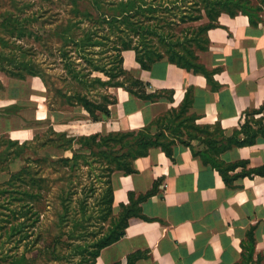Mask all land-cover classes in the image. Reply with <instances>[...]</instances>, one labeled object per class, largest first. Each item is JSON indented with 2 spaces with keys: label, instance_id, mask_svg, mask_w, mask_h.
I'll use <instances>...</instances> for the list:
<instances>
[{
  "label": "crops",
  "instance_id": "1",
  "mask_svg": "<svg viewBox=\"0 0 264 264\" xmlns=\"http://www.w3.org/2000/svg\"><path fill=\"white\" fill-rule=\"evenodd\" d=\"M259 17L253 26L244 15L222 14L219 26L207 31L208 49L198 53V62L208 72V79L166 60L141 70L133 51L122 52L123 69L144 84L143 94L152 99H139L122 88H108L107 93L116 100L108 107L109 116L93 122L84 119L87 113L82 109L75 126L77 135L136 134L149 127L151 135L161 132L167 138L175 136L172 131L177 130L186 141L192 130L178 129L182 118L176 119L172 112L181 109L187 94L190 104L183 120L194 119L195 126L210 131L218 126L225 140L242 141L261 131L264 11ZM39 88L33 87L26 94L18 87L13 94L16 98L0 91V109L23 106L0 114V137L9 136L19 143L34 138L30 129L35 125L28 122L37 116L34 111L30 115L24 105L37 103L45 115L37 119H48L52 129L60 124L59 111L46 108L44 97L40 102L34 100L42 93ZM256 135L253 144L232 145L219 155L225 166L235 167L226 174L228 184L218 171L192 154L191 148L206 150L197 139H188L190 147L175 139L172 159L161 148H150L145 157L133 161L132 174L113 173L114 213L128 207L139 211L140 217L128 219L123 237L103 248L95 264H241L249 254L248 235L253 240V262L257 255L264 260V137Z\"/></svg>",
  "mask_w": 264,
  "mask_h": 264
},
{
  "label": "trees",
  "instance_id": "2",
  "mask_svg": "<svg viewBox=\"0 0 264 264\" xmlns=\"http://www.w3.org/2000/svg\"><path fill=\"white\" fill-rule=\"evenodd\" d=\"M68 1L72 7V15L66 21V26L57 33L61 42L57 51L63 64L64 74L81 90H74L70 96H66V91L58 90V103L71 108H82L87 113L88 119L93 122L108 117V107L116 103L115 98L107 93L108 88H122L139 99H152L143 94L144 84L132 72L123 69L122 52L133 51L135 61L141 70H148L155 62L166 60L180 69L202 74L208 79V72L198 62V53L208 49L207 31L219 26L218 18L222 14L229 17L244 15L249 19L250 24L255 26L260 21L259 14L264 11V0H259L256 4L252 0ZM79 1L86 5L83 10L79 7ZM28 22L30 21L25 16L17 13L4 15L0 27L10 38H0V44L4 49L26 38L36 40L35 32L30 31L26 26ZM17 49L22 50L20 46ZM4 53H0V58L8 56L10 60L12 59V56L8 55L12 51ZM77 59L82 60L83 63H77ZM17 64L20 73L17 74L18 80H24L26 77L24 74L45 79L44 74L33 69L30 61L20 57ZM0 70L10 74L1 65ZM94 74H100L106 80L93 77ZM94 87L97 95L90 97L89 92ZM103 90L106 92H102ZM46 98H49L48 88H46ZM189 104L190 98L187 94L181 109L177 113L172 112L176 119L182 118V121L176 125L178 129L183 127L192 130L187 134L186 141L181 138L177 130L172 131V135L175 136L167 138L161 132L151 135L149 127L142 128L136 134L117 132L79 137L56 133L51 126L48 128L45 136L53 135L55 138L46 139L41 147L62 152L70 151L72 156L54 161L48 157L35 160L39 167L47 163L51 168V174H58L67 182V188L60 189L62 193L60 201L64 215L68 213L71 215L69 217L71 230L67 234L59 232L51 237L43 249V257H46L47 261L95 264L103 248L123 237L128 219L140 216L139 211L128 207H121L117 214L114 213L111 176L115 172L132 174L133 161L145 157L150 148L159 147L169 159H172L171 147L175 139L189 147L188 139H197L206 150L196 152L191 148L192 154L200 157L205 165H210L218 171L228 184L226 174L235 167L225 166L219 161V155L230 149L232 145L241 147L253 144L258 136L257 133L264 137V129L257 133L252 132L249 138L242 141L225 140L220 136L218 126L210 131L208 128L195 126L194 119L183 120ZM48 108L51 111H58L55 108ZM245 125L242 126L243 130ZM37 138L38 136L35 135L33 141ZM6 141V148L24 147L18 142ZM18 156L19 154H15V158ZM83 169L86 171L84 172ZM2 172L7 173L9 178L0 184V196L6 197L5 202L2 201L0 204V209L4 211L3 213H7L4 214V225L0 226V237H4L7 242L14 241V246L0 254V264H34L35 257L29 258L27 255L35 250L41 252L37 246L42 242V234L39 231L35 232V227L42 213L41 206L45 199L43 193L49 189L47 180L42 176L37 177L30 166H23L15 173L9 172L8 166H5L0 169V173ZM93 173H96L94 182H101L102 187L99 196L94 200V207L90 208L88 199L97 191L94 183L88 186L90 195L85 193L81 198L73 196L78 193L74 186L76 181L79 182L83 174L89 178ZM261 174L264 175V169L261 170ZM64 215L60 216L61 221ZM90 221L101 225H98L97 232L84 233L82 222ZM248 237L249 254L241 264H264L261 255H257L253 262L251 257L253 240L251 235ZM80 241L84 244H79ZM21 244L22 249L19 250ZM63 246L69 248L70 253L67 255L70 257L61 254L60 249Z\"/></svg>",
  "mask_w": 264,
  "mask_h": 264
},
{
  "label": "rangeland",
  "instance_id": "3",
  "mask_svg": "<svg viewBox=\"0 0 264 264\" xmlns=\"http://www.w3.org/2000/svg\"><path fill=\"white\" fill-rule=\"evenodd\" d=\"M259 0H253V2H256ZM85 3L82 1H79V7L81 10L85 8ZM15 10V11H14ZM9 13H17L18 15L25 16L30 22L26 23L27 28H29L30 31L35 32L36 34V40L33 38H26L24 40L16 41V45H9V48L2 47L0 44V53L5 52L4 54L12 51V53H9L8 55L12 59L8 58H0V65L3 66L7 71L10 72V74H7L0 70V91L4 90L9 93L10 97L16 98V95L14 96L18 87L20 90H25L26 94L27 92L32 89L33 87L40 86V92L37 96L38 98L33 97V99L37 102H40V97H44V104L46 108H55L59 111L57 113V116L61 119L59 122L60 124H56V127L53 129L56 133H68L73 132V136L79 137L78 131L75 129V126L77 125V119H79L77 116H82L80 107H74L71 108L67 105H64L62 103H58V97H57V91L63 90V92L66 91V96H70L71 93H73L74 90H81V88L74 84L71 80L68 79V77L64 74V70L62 67L61 60L59 58V53L57 49L61 45V42L59 41V37L57 33L60 32L61 28H64L66 26V21L71 17L72 15V7L68 0H0V23L2 22V18L5 14ZM0 38H8L10 39L2 30L0 27ZM12 42V41H11ZM18 46L21 47L22 50L17 49ZM16 47V48H15ZM24 58L26 61H30V65H33V69L37 72H40L44 74V80H41L38 76H31L29 74L26 75L24 80H18L17 74L19 73V69L17 67V63L19 62V59ZM77 63H83L82 60L77 59ZM99 74H94L93 77H98ZM101 78H104L103 76L99 75ZM4 86V87H3ZM9 87V88H7ZM12 87V88H11ZM46 88L49 89V98H46ZM12 89V90H11ZM90 90L89 94L90 97L96 96L97 91ZM34 90V89H33ZM97 90V89H96ZM36 91V90H34ZM39 92V90H37ZM102 92H106L103 90ZM8 93L3 96V98L8 97ZM103 94V93H102ZM35 105H24L26 107V110L29 111L30 115L35 112V117L41 118L44 114L42 113V110L38 108V104L34 103ZM20 106L12 105L9 107H1L0 114L1 113H11L15 112L18 109H22ZM34 111V112H33ZM67 112V113H65ZM70 112V113H68ZM31 119L29 120L30 124L35 125V127L31 128L30 130L33 132L34 136L37 135L38 138L36 141L33 139L22 141L19 143L15 139H12L9 136H5L4 138L0 139V169L4 168L5 166H8V170L11 173L17 172L21 167L30 166L32 168V171L36 173L37 177H44L47 180V185L49 187L48 190H46L43 193L44 196V203L41 206L42 207V213L39 218V222L37 223V226L35 227V232H40L42 234V242H40L37 246L38 249H41V252L39 251H33L30 255H27L30 257H35L34 264H69V262H49L46 260V257H43L44 248L47 245V243L50 241L51 237L54 235H57L59 232H62L64 234H67L68 231L71 230L69 217L71 215L68 213L67 215H64L60 197L62 193L60 192V189L62 187L67 188V182L60 177L58 174H51V168L47 163L46 165L39 167L38 163L35 162V160H38L39 158L48 157L50 160L54 161L60 158H71L72 153L70 151L62 152L59 150H55L53 148H42L43 142L46 141V139H54L55 137L53 135L45 136L46 131L50 126H48L49 122L48 119ZM55 118V117H54ZM66 118L67 120L62 119ZM84 119H88V117H85ZM55 120H58L55 118ZM29 124V125H30ZM65 124V126H63ZM62 125V126H61ZM72 136V135H69ZM13 141L18 142L19 145H24L22 149L10 147L6 148L7 141ZM24 140V139H23ZM15 154H19L17 158H15ZM22 154V155H21ZM37 163V164H36ZM85 172L86 169H83ZM81 176V174H80ZM92 177L86 178L85 174L82 175L79 182L76 181L75 187L77 188V195L73 196L74 198H81V196H84L86 193L87 195H90L88 193V186L90 184L94 183V187L97 188V191L94 194H91V198L88 199V204L90 205V208L94 207V200L96 197L99 196V193L101 191L102 184L99 181L94 182L96 173L91 174ZM9 178V175L7 173H0V184L3 183V181H6ZM45 180V181H46ZM86 186V187H85ZM85 188V189H84ZM74 190V189H72ZM83 190V192L81 191ZM81 193V195H80ZM6 197L0 196V204H2V201L5 202ZM4 211L0 209V226L4 225ZM91 212V211H89ZM64 215L63 220L61 221L60 216ZM89 215V214H88ZM91 215V214H90ZM3 219V221H1ZM98 225H101L100 223H94L93 221L82 222V227H84L83 232H97ZM37 230V231H36ZM79 230V229H78ZM86 231V232H85ZM81 234H83L81 232ZM89 238V237H86ZM17 239V237H16ZM47 240V241H46ZM88 240V239H87ZM79 244H84L83 241L79 242ZM18 246V244H16ZM14 246V241L7 242L4 237H0V254L5 252L6 250L10 249ZM20 249H22V244L19 245ZM69 248H65L64 246L60 251L62 252L64 256L69 254L68 252ZM40 253V254H39ZM70 257V255H67ZM77 258V257H76ZM70 261V259H69ZM248 262V261H247ZM71 264L74 262H70Z\"/></svg>",
  "mask_w": 264,
  "mask_h": 264
}]
</instances>
